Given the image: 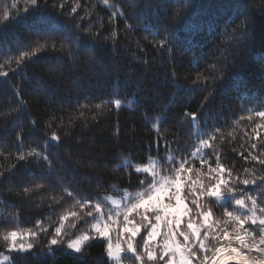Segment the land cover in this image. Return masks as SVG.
<instances>
[{"label": "trees", "instance_id": "1", "mask_svg": "<svg viewBox=\"0 0 264 264\" xmlns=\"http://www.w3.org/2000/svg\"><path fill=\"white\" fill-rule=\"evenodd\" d=\"M37 2L38 9L0 27V72L6 74L0 76V257H9L7 264H109L103 238L80 256L62 247L47 255L48 241L61 215L81 211L79 201L143 192L141 181L147 176L150 184L151 174L135 168L152 161L157 173L174 177L183 158L193 169L187 177L195 180L199 169L202 183L216 166L214 153L233 170L228 179L264 174L258 162L243 159L253 142L264 152V127L256 129L258 137L253 132L264 125L256 115L264 110V0ZM26 7L25 0H0V17ZM241 26L243 39L223 43L226 27L232 35ZM213 63L219 71L210 76ZM213 132L212 149L193 155L207 138L202 134ZM53 134L57 142L50 141ZM29 152L40 155L19 159ZM45 155L47 161L40 158ZM247 194L257 195L254 185ZM187 195L182 181L181 197ZM185 203L193 207L190 199ZM207 208L210 220L222 217L214 202ZM144 214L130 218L139 222ZM87 227L81 224L77 235ZM10 231L25 236L17 245L33 248L10 249L4 240Z\"/></svg>", "mask_w": 264, "mask_h": 264}, {"label": "snow or ice", "instance_id": "2", "mask_svg": "<svg viewBox=\"0 0 264 264\" xmlns=\"http://www.w3.org/2000/svg\"><path fill=\"white\" fill-rule=\"evenodd\" d=\"M25 3L30 4V7H26L23 13L17 12L16 15H12L11 11L4 12L0 17V27L15 23L22 16L39 8L37 0H25ZM16 8V3H13L11 9ZM75 11L76 9L73 8V12ZM165 31L168 29L166 28ZM246 34L247 29L241 26L229 35L226 27L222 33L225 37L223 43L243 39ZM165 43V40L160 41V45ZM226 54L227 49L222 48L221 57L226 59ZM24 55L26 54H21L22 57ZM206 71L210 76H215L219 69L216 63H213ZM5 75L0 72V76ZM199 75L202 74H198V78ZM205 86L207 87V84ZM119 103L116 101L117 106ZM96 107L99 108L100 105ZM256 115L264 118V110L258 111ZM192 118L195 121L196 115L193 114ZM262 127L264 125L257 124L253 129L257 137L259 132L256 129ZM202 135L207 138L199 139V148L193 155H198L203 149H212L215 132L211 135L207 133ZM20 139L22 136L18 135V140ZM58 139L55 134L50 137L52 142H57ZM258 143L257 141L251 144L252 150L243 159L258 162L261 168H264V152L258 150ZM214 154L217 155L216 166L214 168L210 166L205 174L208 183H202L199 169L195 170L197 178L189 179L187 173L192 172L193 169L187 166L188 161L183 158L174 169V177L152 172L151 183L148 184L146 176L145 180L141 181V186L147 184V187L138 194L134 203L130 202L131 206L123 212L122 227L113 220L112 210L105 213L99 201L95 203L79 201L81 211H70L67 215L59 217V226L55 227L48 241L46 254L54 256L57 249L62 247L70 254L80 256L90 241L103 238L107 242L105 251L109 264L113 261L115 264H123L125 261L130 264H264V174L253 175L243 180L228 179L232 177L233 170H226L220 163V154ZM33 155L40 154L29 152L21 154L19 159L25 160L26 156ZM40 158L48 160L46 155ZM207 163V160L202 161V164ZM135 171L137 174L142 172L147 174L149 170L137 167ZM182 181L187 183L188 195L184 198L181 197ZM240 184H243L245 188L238 190ZM250 184L255 186L257 195L247 194V186ZM28 191L25 189V192ZM72 195L71 192L68 193L69 197ZM185 199H190L193 207L190 208L185 203ZM173 201H175L174 204ZM213 202L223 209V214L218 219L210 220L214 213L211 208L206 209V204ZM233 202L235 207L229 208L228 205ZM247 202H250V207ZM140 209H143L145 214L141 216L139 222H134L130 216L132 213L140 215ZM241 209L244 211L241 212ZM150 215L154 217V220L149 219ZM182 217H187L186 228L182 226ZM66 221L69 222L68 228L65 226ZM81 224L89 225V227L77 235ZM161 224L165 229L162 233L158 232ZM113 225H117L115 231L118 242L115 245L109 234L113 230ZM140 225L146 235L142 233ZM36 228L41 229L45 235L48 234V230L41 227L40 221H37ZM68 232L74 238L65 241V235ZM138 234H140L139 239H137ZM17 235L16 231H10L4 236V240L9 242L10 249H16L21 254L28 253L33 245L28 244L27 248L23 244L17 245ZM30 235L35 237L37 232L32 231ZM157 235H161L162 243L155 242ZM178 237H182V241ZM140 240L143 241L142 248Z\"/></svg>", "mask_w": 264, "mask_h": 264}, {"label": "rangeland", "instance_id": "3", "mask_svg": "<svg viewBox=\"0 0 264 264\" xmlns=\"http://www.w3.org/2000/svg\"><path fill=\"white\" fill-rule=\"evenodd\" d=\"M140 169H144V168H148V173L151 174L152 172H157V168H156V163L154 161L150 162L147 166L141 167L138 166ZM137 168V167H136ZM135 168V169H136ZM159 178V177H157ZM138 196V195H137ZM137 196H129L128 194H125L122 198H113V197H103L101 200V205L102 207H109L110 209L107 210V212L109 210H112L111 215L113 217V220L117 221V225L122 227V221H123V212L126 210V208L131 206V203L135 202V199L137 198ZM165 202H167V200L165 199ZM173 204L175 203V201L172 202ZM105 212V213H107ZM139 212L144 213L143 209H140ZM117 213H119V215H117ZM185 217H182V220ZM117 225H113V230L109 233L112 236V243L115 245L118 241L116 239V231L115 228L117 227ZM164 225L161 224L160 228L158 229V232L162 233L164 231ZM25 236L18 234L16 239H24ZM155 242L156 243H162V237L161 235H157V237L155 238ZM27 248V247H25ZM16 250V249H14ZM9 262V257L7 256H2L0 257V264H7ZM112 264H115V262L113 261Z\"/></svg>", "mask_w": 264, "mask_h": 264}]
</instances>
